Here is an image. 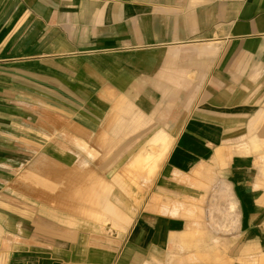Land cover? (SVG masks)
I'll use <instances>...</instances> for the list:
<instances>
[{
    "label": "crops",
    "instance_id": "1",
    "mask_svg": "<svg viewBox=\"0 0 264 264\" xmlns=\"http://www.w3.org/2000/svg\"><path fill=\"white\" fill-rule=\"evenodd\" d=\"M0 264H264V0H0Z\"/></svg>",
    "mask_w": 264,
    "mask_h": 264
},
{
    "label": "rangeland",
    "instance_id": "2",
    "mask_svg": "<svg viewBox=\"0 0 264 264\" xmlns=\"http://www.w3.org/2000/svg\"><path fill=\"white\" fill-rule=\"evenodd\" d=\"M76 178H80V175L79 176H77V177H74V179H76ZM72 193L75 195L76 193L79 195L80 193H81V190L80 189H75V188H73V190H72ZM64 204H65V199H60V201H58V203H57V209L58 210H55V209H52L53 211H56V212H60V210L59 209H61V208H65L64 207ZM72 209V206H69V210H71ZM80 209V205H73V212H74V217L75 216H77V214H75V212L77 211V210H79Z\"/></svg>",
    "mask_w": 264,
    "mask_h": 264
}]
</instances>
